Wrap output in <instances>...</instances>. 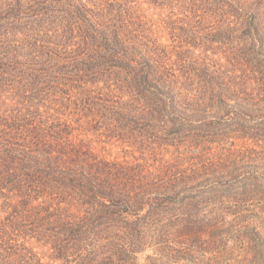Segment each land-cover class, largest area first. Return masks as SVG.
Wrapping results in <instances>:
<instances>
[{
	"label": "trees",
	"instance_id": "16d2710c",
	"mask_svg": "<svg viewBox=\"0 0 264 264\" xmlns=\"http://www.w3.org/2000/svg\"><path fill=\"white\" fill-rule=\"evenodd\" d=\"M220 1L229 63L192 78L133 0H0V264H264V0ZM84 67L82 111L151 159L80 138Z\"/></svg>",
	"mask_w": 264,
	"mask_h": 264
},
{
	"label": "rangeland",
	"instance_id": "374dc122",
	"mask_svg": "<svg viewBox=\"0 0 264 264\" xmlns=\"http://www.w3.org/2000/svg\"><path fill=\"white\" fill-rule=\"evenodd\" d=\"M208 1L212 2V0ZM208 1L166 0L162 2L163 5H155L152 0H133L132 3L135 10L133 21L144 27V34L148 39L158 40V45L167 49L171 63L178 65L176 69L184 66V71L188 72L192 78L204 77L207 68L214 71L219 65H228L230 51L235 44L228 40L229 33L226 34L225 31L228 23L223 22L220 12L216 10L217 6L211 5ZM220 2L218 0L216 4ZM90 8H93L92 5ZM80 41L82 38L76 33L72 42L73 50L78 51L80 49L78 46ZM84 71H73L75 88H64V90H69L68 93L71 96L70 111L73 114L70 119L73 120L72 124L75 128L81 127L78 132L82 133L80 138L93 141V147L99 151L103 149V156L108 155L107 157L110 159L132 160L134 157L139 158L143 155L151 159L152 152L149 151L151 146L146 147L145 151L137 147H130L126 143L117 141V139L108 138L105 129L97 123L101 119L100 116H97L95 111L92 114L88 111H82L84 109L81 106L82 103L90 95L94 99L103 95L104 87L103 73L97 76L93 83H85V81H80L78 77L85 76L86 81L93 78H91V70L88 67H84ZM59 96L60 98L64 97L62 93ZM79 118L82 119L81 122H76ZM89 122L91 123L89 124ZM157 146L159 147V145L155 146L156 152L161 153L158 157L165 156L166 159L172 157L175 150L173 147L160 145L162 148H158ZM168 151L169 153H167ZM34 246L36 252L42 258L44 257L43 262L48 263L50 261L48 250L41 246Z\"/></svg>",
	"mask_w": 264,
	"mask_h": 264
}]
</instances>
